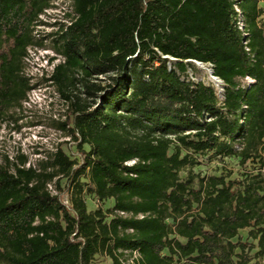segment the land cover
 I'll return each mask as SVG.
<instances>
[{
  "label": "trees",
  "instance_id": "16d2710c",
  "mask_svg": "<svg viewBox=\"0 0 264 264\" xmlns=\"http://www.w3.org/2000/svg\"><path fill=\"white\" fill-rule=\"evenodd\" d=\"M72 1L49 80L79 158L0 164V264H264V0ZM53 2L0 0V125L35 88L25 69ZM195 61L222 97L189 77ZM195 154L253 168L182 179ZM86 193L114 205L91 211Z\"/></svg>",
  "mask_w": 264,
  "mask_h": 264
},
{
  "label": "rangeland",
  "instance_id": "374dc122",
  "mask_svg": "<svg viewBox=\"0 0 264 264\" xmlns=\"http://www.w3.org/2000/svg\"><path fill=\"white\" fill-rule=\"evenodd\" d=\"M54 5L41 15V22L35 27V35L39 45L31 47L30 58L27 60L25 72L35 84L30 92L29 99L22 107L13 108L8 117L0 125V164L10 161L20 163L21 157L26 158V167L38 166L41 161L50 160L58 148H63L72 159H78L77 147L63 127L69 120L70 109L68 103L61 96L57 87L49 80L55 66L63 61L56 49L57 39L63 24H69L73 19L74 4L72 0H54ZM70 14V15H69ZM210 67L193 63L189 68L195 80L216 86L215 80L210 75ZM220 86V85H219ZM87 150L90 149L86 145ZM195 163L181 171L182 179H186L189 172L194 175H225L228 179H238L242 174L253 168V164L242 165L240 158L229 156L224 158L211 157V154H195ZM61 184H66V178H61ZM84 182L88 180L83 178ZM49 188L56 193L55 181ZM88 209L95 210L102 206L104 210L114 205V200L109 199L101 203L93 194L86 193ZM68 203V195L64 196ZM248 230L240 232L243 241L255 243L249 238ZM97 264H113L109 257L100 255Z\"/></svg>",
  "mask_w": 264,
  "mask_h": 264
},
{
  "label": "built area",
  "instance_id": "2783aa9c",
  "mask_svg": "<svg viewBox=\"0 0 264 264\" xmlns=\"http://www.w3.org/2000/svg\"><path fill=\"white\" fill-rule=\"evenodd\" d=\"M195 63L197 64H202V65H208L210 67V70L212 71V64H205V63H202V62H199V61H195ZM213 73V71H212ZM214 75V74H213ZM191 78L193 80H195V78L193 77V75L191 74ZM214 78H217L219 80V84H216L215 88L217 89L219 95L222 97V94L224 92V85H223V81L221 79H219L217 76H214ZM220 85V86H219ZM68 203H69V200H68Z\"/></svg>",
  "mask_w": 264,
  "mask_h": 264
},
{
  "label": "bare ground",
  "instance_id": "6f19581e",
  "mask_svg": "<svg viewBox=\"0 0 264 264\" xmlns=\"http://www.w3.org/2000/svg\"><path fill=\"white\" fill-rule=\"evenodd\" d=\"M201 65H202V64H201ZM208 71H209V70H208ZM209 72H210V75H211V77L213 78V80H215V82L219 84V80H218L217 78H214V75H213L212 71H209Z\"/></svg>",
  "mask_w": 264,
  "mask_h": 264
},
{
  "label": "crops",
  "instance_id": "0c3cea01",
  "mask_svg": "<svg viewBox=\"0 0 264 264\" xmlns=\"http://www.w3.org/2000/svg\"><path fill=\"white\" fill-rule=\"evenodd\" d=\"M111 260V259H110Z\"/></svg>",
  "mask_w": 264,
  "mask_h": 264
}]
</instances>
